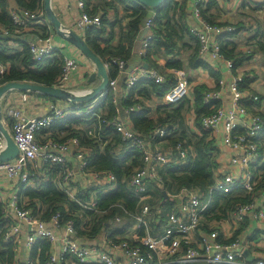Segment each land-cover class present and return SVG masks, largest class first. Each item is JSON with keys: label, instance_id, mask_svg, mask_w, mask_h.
Listing matches in <instances>:
<instances>
[{"label": "built area", "instance_id": "obj_1", "mask_svg": "<svg viewBox=\"0 0 264 264\" xmlns=\"http://www.w3.org/2000/svg\"><path fill=\"white\" fill-rule=\"evenodd\" d=\"M264 3V0H259ZM78 10V18L75 22V32L84 39V34L89 27H98L101 15H89L84 11V1L74 0ZM206 0H190L188 11L195 22L189 26L191 35L198 41V58L201 61H210L217 69L223 65L230 74V79L224 77L215 79L212 89L203 94L202 102L211 111L203 115L200 126L213 140L219 155H223L228 165L218 172L214 184L209 188L210 196L204 197L203 193L189 188H181L169 198L172 206L165 214L164 208L152 209L143 204L138 215L132 216L135 225L126 232L125 238L110 239L105 236L101 241L95 240L82 244L76 238L74 222L71 219L62 221L60 214L56 213L48 221H42L35 217L31 211L18 207V191L22 186H27L36 173L42 172L47 166H59L60 173L56 177L57 185L68 198L82 205L88 210H94L95 201L83 205L80 196H84L86 187H98L105 190L113 187L115 176L108 171L90 172L88 166V151L80 146L76 137L64 141H56L49 137V129L52 124L65 117L82 116L85 111L73 110L78 104H68L59 100H50L47 113L41 116L26 115L23 108L18 106L12 98L2 99V119L4 128L8 131L18 155L7 162H0V186L11 185L9 199L3 204L2 215L8 223L4 234L5 243H13L18 250L17 238L21 232V225L27 227L29 233L25 237V246L30 250L37 240L46 239L52 245L57 244L59 253L54 251L49 256L47 264L65 262L68 257L72 260L65 264H264V258L256 250L250 251L256 241L264 238V188L257 200L249 204L240 205L234 209L220 223H230L234 227H241L247 223H254L253 238L249 239L234 236L233 233L224 232L216 222L209 223L207 231L201 230L205 214L209 210L212 194L229 193L241 189L245 193H252L258 180L254 171L264 164V152L260 151L259 135L264 131V121L255 106L262 103L259 94L250 93L244 89L248 75L240 74L235 68L233 60H227L220 54V41L226 37L238 33L237 27L232 24H211L206 22L200 11L204 9ZM12 30L0 25L1 37L25 36L31 33L32 26L46 25L51 32L52 27L46 20L43 9L30 12L23 9L10 11ZM154 27V14L151 13L144 23L143 29L147 31L141 41V45L135 53L138 58H143L149 44L152 41ZM72 30V29H71ZM37 40L28 42L31 60L40 63L44 59L56 53L57 50L51 44V34L46 38L36 36ZM43 43V46L40 45ZM246 54H251L249 49ZM106 70L109 66L117 68V76L109 79L108 92L113 95L112 103L116 106L115 93L118 79L124 76L125 90H131L142 79L154 81L157 84H173L163 97V106L179 104L187 98L191 92V84L188 82L184 71L172 69L168 74H162L156 69H144L140 62L128 67L127 62L121 59H111L103 62ZM79 64L70 58L63 60V67L55 87L66 91H72L69 87L70 77ZM9 71L7 63L0 62V77ZM95 71V68H94ZM248 78V79H247ZM19 102L24 105L30 96L41 95L29 92H18ZM73 92V91H72ZM107 92V93H108ZM106 93V94H107ZM227 93V98H225ZM38 95V96H37ZM105 94L98 97L101 100ZM43 98V97H40ZM49 100V99H48ZM96 101V100H95ZM13 103V104H12ZM73 105L72 107H70ZM97 102L83 104L82 107L91 113L96 108ZM250 106V108H249ZM75 109H78L75 106ZM141 106L134 105L123 109L126 117L130 112H139ZM120 109L116 107L115 115L111 120L102 119L105 113L98 114L97 119L101 124L111 126L119 134L123 142H130L140 153L142 166L133 170L127 180V185L143 201L148 198L147 181L161 182L158 176V168L171 162L182 164L189 155V149L182 142L164 150L160 146H151V143L159 145L165 139L176 132V126L168 130L166 126H156L146 138L137 135L131 126L121 118ZM90 137H96L93 125L87 128ZM264 143V141H263ZM6 148V140L0 133V153ZM75 158V162L68 161V155ZM219 167V165H218ZM83 179V187L77 195V180ZM17 188V191H16ZM155 211L153 218L151 212ZM125 212V210H124ZM9 213H12L16 223L9 221ZM119 221V218H115ZM159 226L155 229L154 226ZM213 225V227H212ZM215 225V226H214ZM143 229L139 234L136 230ZM58 231L61 235L56 236ZM249 251L251 260L246 259L244 252ZM57 256V257H56ZM24 264H35L27 258Z\"/></svg>", "mask_w": 264, "mask_h": 264}, {"label": "trees", "instance_id": "obj_2", "mask_svg": "<svg viewBox=\"0 0 264 264\" xmlns=\"http://www.w3.org/2000/svg\"><path fill=\"white\" fill-rule=\"evenodd\" d=\"M14 1L18 9L30 12L43 9V0ZM83 1L84 11L87 14L101 15L100 25L87 28L84 40L102 62L121 59L127 62L128 67L142 62L147 64L148 68L156 69L167 75L168 71L172 69L187 70L180 54L181 51H188L189 70L202 68L217 78V75L212 73V69L198 58V41L191 35L187 23L188 0H166L160 8L155 10L144 8L133 0H114L124 5L125 9L121 16L118 15L113 1ZM204 7L207 8L208 5ZM109 10H113L115 13L113 20L107 17ZM10 11L7 0H0V25L8 30L13 29ZM152 12L154 14L153 38L145 56L138 58L133 55V48L143 30L145 20L151 16ZM205 12V9L200 11L202 18L208 23L216 24L205 15ZM122 20L126 24H123ZM34 27L36 29L34 34L40 38H46L51 34L46 25ZM238 34L240 33H234L219 43L220 54L227 60L235 61V66L241 65L246 60L244 57L249 56L236 52L238 45L232 39ZM21 37L16 36L4 40L5 43L9 40L20 43V51L14 52L7 46L0 48V62L9 65L8 73L0 77V86L7 82H30L42 86H55L62 72L64 57L57 51L42 62L34 63L30 57L28 45L19 39ZM114 38H117L115 43H113ZM246 40L248 44L251 41L254 42L250 45L251 49L253 48L252 55H264V30L263 32H260L259 29L253 31ZM107 73L109 79L112 80L117 76V68L109 66ZM188 82H192L191 76L188 77ZM118 85L124 88L125 93L122 98L118 99V106L112 103V93L109 91L103 99L99 100V103L98 100L94 101L97 102V105L91 113H86L87 110L82 105L93 102L74 105V107L71 105L73 110L85 111V113L82 116L57 120L49 129V137L56 141H64L71 137L79 139L80 146L88 151V166L86 168L88 171H108L115 176L114 185L106 190L107 193L103 194L101 191L103 188L93 187V185L86 187L84 196H80L83 205L92 200L95 201L94 210H88L82 205L72 202L60 190L56 181L57 175L61 174L59 166L47 165L42 170L41 177L36 174L31 178L30 185L22 186L18 191V207L31 211L35 217L42 221H48L56 213L60 214L62 221L71 219L74 222L76 238L82 244L98 240L101 236L110 239L125 238L126 232L135 225V219L132 216L140 213L143 204H147L151 208L166 205L168 208H165L163 213L165 214L172 202L170 198L163 201L162 191L171 197L181 188H189L203 193L207 198L210 196L208 190L217 178L218 150L209 134L203 131L200 126L202 116L211 113L209 107L202 102L203 94L208 91L205 86L192 88L194 126L199 131L196 134L189 131L184 125L185 114L189 111L187 98L177 105L159 107L158 109L161 108L164 112H162L163 115L155 119L148 116L150 109L144 102L152 100L153 97L162 99L173 84L160 85L154 81L142 79L128 91L125 90L124 76H120ZM43 98L53 100L52 98ZM134 105L141 106V110L130 112L126 117L137 135L146 138L148 133L158 125L166 126L169 128L168 130L176 126V132L159 146L167 150L182 142L189 149V155L182 164L171 162L158 168L161 182L147 181L148 198L143 201H140L139 196L127 185V180L133 170L142 166L139 151L130 142H123L111 126L101 124L97 119L99 113H105L101 118L111 120L115 115L116 107L123 110ZM75 106L78 109H75ZM91 125H93L96 134L94 138L87 134V128ZM258 140L261 143L260 151L263 153L264 133L259 135ZM254 175L258 180L252 193L247 194L243 190L237 189L229 193L212 194V201L205 214L201 230L207 231L209 223L226 218L238 206L249 204L254 196L262 191L264 188V164L254 171ZM75 183L78 195L80 193L79 182ZM20 196H22L21 199ZM2 207L3 204L0 201V264H16L18 254L15 246L13 243L4 242L8 223L2 215ZM115 218H119V221H116ZM150 218L154 219L153 215ZM152 226H154L153 223ZM154 228L158 229L159 226H154ZM136 231L139 234L143 233V229ZM52 252V244L46 239H41L34 243L28 252V257L35 264H47Z\"/></svg>", "mask_w": 264, "mask_h": 264}, {"label": "crops", "instance_id": "obj_3", "mask_svg": "<svg viewBox=\"0 0 264 264\" xmlns=\"http://www.w3.org/2000/svg\"><path fill=\"white\" fill-rule=\"evenodd\" d=\"M106 1H113L115 6H116V11L118 13L119 16H121L123 14V10L124 5L121 3H118L114 0H106ZM7 5L8 8L12 11V10H17L18 8H16L15 6V1L14 0H7ZM51 8L54 11V13L56 14V16L58 17V19L60 20L61 24L68 28V29H72L75 31L74 26H75V22L78 18V10L75 6V2L74 0H51L50 2ZM190 5V0H188V6ZM208 7H204L205 9V15L208 16L212 21H214V23L216 24H232L235 25L240 31L236 37H234L232 40L234 43H237L238 47L236 49L237 53H240L241 55H249L246 56L244 58H246V60L241 63V65H237L235 66L236 70L238 73H242L245 75H248L250 78L248 79V81L246 80L245 82V87L244 89L250 93H255V94H259L261 96V101L262 103L257 104L255 106L256 110L259 111L260 115L262 118H264V67L261 68L260 70L258 68H256L253 72L250 70L251 68V64L252 63H256L259 60L264 58L258 56L259 54H246V50L249 49V45H246L247 48H244L242 46V42L245 41L247 42L246 38L247 36L250 37V34H246L245 31H242L241 29H244L247 31V29H249L250 31H256L257 29L260 30V32H263L264 30V4L261 3L259 0H206V5ZM203 9V10H204ZM252 11H254V13L257 12H261V16L260 18H262V23H259L258 25H248L246 23V20H244V15H246L245 12H249V13H253ZM109 13L107 14V17L110 20H113L114 18V11L113 10H109ZM190 11H188V17H187V23L189 26H194L195 22L192 19L191 15H190ZM121 18V17H120ZM123 22V20H122ZM123 24H126V22L124 21ZM33 30V31H32ZM31 33H28L27 35H31V36H36V34H34V32H36L35 27L31 29ZM143 31H145L144 29L142 30L140 36L138 37V39L135 42L134 48H133V55H135V53H137L140 45H141V41L143 36ZM25 35V36H27ZM25 36H22L21 38H19L20 40H22L26 45L28 44V40L26 38H24ZM242 39L239 40V39ZM6 39H11V37H1L0 38V48L7 46L8 48H11L14 52H18L21 50L20 48V43L18 42H12L11 40H9L8 42H4V40ZM32 40V39H31ZM117 41V38H114L113 43H115ZM254 42L251 41L250 44H253ZM51 44L54 48H56V50L65 58H70V59H74L79 66L77 67L76 70H74L71 74L70 77V82H69V87L70 89L74 92V93H84L89 91L90 89H92L93 87H96L97 85H99L101 79L100 78H96L94 82L89 81V76L94 72V66L93 64L86 59L80 52L78 49H76L73 45L69 44L68 42H66L63 38H61L59 35H57V33L54 31V29L52 28L51 31ZM248 44V43H247ZM249 46V47H248ZM250 50V49H249ZM253 50H251L252 52ZM189 54V52H183L181 51L180 57L181 59L184 61V67L185 69H187L186 71H184L188 77H192V82H190L191 84V92L189 94V96L187 97V107L189 109V111L185 114V123L184 125L187 127V129H189V131L198 134V129L194 126V112H193V102H192V88L194 86H205L208 90L212 89L214 87L215 84V79L217 78H221L224 77V79L228 80L230 79V74L226 71L225 67L223 65H219V67L217 69H219L218 71H216L215 69H213V64L210 61H202L204 63H206L211 69H212V73H215V75H217L216 77L211 76L206 70L202 69V68H198L196 70H189L188 69V64H187V55ZM256 55V56H255ZM235 62V61H234ZM163 64V62H161ZM236 64V62H235ZM144 65V64H143ZM262 74V79L260 78ZM119 82V79H118ZM124 88L120 87L119 85L117 86V91L115 93V99H116V106H118V99L122 98L124 96ZM227 93H225V98H227ZM6 97L12 98L14 100L13 103L17 102L16 104L20 107L23 108V111L26 115H30V116H41L47 113L48 110V104L49 101L48 99L45 98H40V97H34V96H30L28 102L24 105H22L18 100H19V94L17 92L12 91L10 94H8ZM113 97V95H112ZM104 98V97H103ZM102 98V99H103ZM12 103V104H13ZM146 107L150 109L149 112V117L152 119L157 118L158 116L163 115L162 112L163 109H158L159 107L163 106V98L162 99H158L153 97L152 100L150 101H145L144 102ZM118 109H120L119 107H117ZM250 108V106H249ZM121 110V109H120ZM120 116L123 120H125L129 125V121L127 119V117L124 116L123 110L120 111ZM264 121V119H263ZM264 131L261 133L263 134ZM260 134V135H261ZM160 145V144H159ZM159 145H155L151 143V146H159ZM263 151H264V143H263ZM68 161L69 162H75V158H74V154L73 156L71 154L68 155ZM218 167V172L220 171V169L222 167L225 168V170L227 169L228 165L226 163V159L224 158L223 155H219L217 157V166ZM38 176L41 177V172L40 173H36ZM77 182H79L78 185L83 187V179L77 180ZM30 185V183L28 184ZM24 187V186H23ZM9 188H12L15 190V188L11 185H2L0 186V199H2V201L5 203V201L7 199H9ZM21 188V187H20ZM24 189V188H23ZM17 191V188H16ZM102 193L105 194L107 193V191L105 189H101ZM163 193V191H162ZM166 193V192H165ZM163 195V194H162ZM167 197L169 196L168 194H166ZM260 195V192L257 193L254 196L253 200H257L258 197ZM22 198V196H20V199ZM169 198V197H168ZM168 198L166 200H168ZM24 199V198H23ZM164 199V197H163ZM25 201V199H24ZM165 201V200H163ZM172 204L173 201L171 200ZM172 204H170L172 206ZM170 206V207H171ZM169 207V208H170ZM156 208H168V206L166 205H162L160 207H156ZM156 208H152V209H156ZM155 211L151 212V215H154ZM9 221L10 224L11 223H16V219L13 216L12 213H9ZM215 224L219 225L220 228L226 232V233H233L234 236H238L240 235L241 237H246L249 239L253 238V231L255 230V224L254 223H247L242 227H234L231 225L230 220L228 223H220L216 222ZM215 226V225H214ZM213 227V225H212ZM29 233V231H27V227L25 225H21V232L19 237L17 238L18 241V250H17V259H16V264H24V262L26 261L28 257V252L29 250H27L26 246H25V237L26 235ZM56 236L61 235L60 232L56 231L55 232ZM104 237V236H103ZM103 237L101 236L98 240L101 241L103 239ZM256 245H258V247L256 248L255 246H253L250 251L256 250L257 252H259L260 256L264 258V238H262L260 241H256L255 243ZM53 249L54 251H56V254L59 253V248L57 244H53ZM248 256L250 257L249 259H252V256L250 255L249 251H247ZM57 257V256H56ZM72 260V258L68 257L67 260L65 262L62 263H58V264H65L67 261Z\"/></svg>", "mask_w": 264, "mask_h": 264}, {"label": "water", "instance_id": "obj_4", "mask_svg": "<svg viewBox=\"0 0 264 264\" xmlns=\"http://www.w3.org/2000/svg\"><path fill=\"white\" fill-rule=\"evenodd\" d=\"M137 4L148 9H158L160 8L166 0H133ZM51 0H43L42 7L46 17V20L54 31L63 38L66 42L73 45L79 52L88 59L94 66L95 71L89 76V81L94 82L96 78H100L101 81L99 85L93 87L84 93H74L72 91H66L55 86H42L30 82H7L0 86V133L6 140V148L0 153V162H7L14 159L18 155V151L8 133L4 128L2 119V99L3 97L12 91L18 92H29L41 95L43 97L52 98L59 100L68 104H82L94 102L98 99L101 94L108 92V73L102 62V60L87 46L84 39H82L74 30L64 27L50 5ZM147 31H143V36ZM28 41L37 40L36 36L27 35ZM43 46V43H40ZM144 69H148V65H143ZM164 200L168 197L163 191ZM246 259L250 260L247 251L244 252Z\"/></svg>", "mask_w": 264, "mask_h": 264}, {"label": "rangeland", "instance_id": "obj_5", "mask_svg": "<svg viewBox=\"0 0 264 264\" xmlns=\"http://www.w3.org/2000/svg\"><path fill=\"white\" fill-rule=\"evenodd\" d=\"M253 13H249V12H245L246 13V15H244V20L245 19H247L246 20V23L250 26V25H258L259 23H262V18H260V17H262L261 16V12H257V13H254V11H252ZM264 28V27H263ZM245 33L246 34H252V31H250L249 29H247V31H245ZM239 40H241L242 41V39L240 38ZM246 45H251V44H247V42H245V41H243L242 42V46L244 47V48H247V46ZM248 46V47H249ZM249 49H250V51L251 50H253V48L251 49V47H249ZM256 56V55H255ZM258 56H260V57H263V55H261V54H259ZM264 67V58L263 59H261V60H259L258 62H256V63H252L251 64V68L252 69H250L252 72L256 69V68H258L259 70L261 69V68H263ZM260 78L262 79V74H261V76H260Z\"/></svg>", "mask_w": 264, "mask_h": 264}]
</instances>
